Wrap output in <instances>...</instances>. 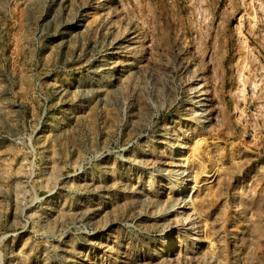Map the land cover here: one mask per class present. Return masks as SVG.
I'll return each instance as SVG.
<instances>
[{
	"label": "rangeland",
	"instance_id": "obj_1",
	"mask_svg": "<svg viewBox=\"0 0 264 264\" xmlns=\"http://www.w3.org/2000/svg\"><path fill=\"white\" fill-rule=\"evenodd\" d=\"M0 264H264V0H0Z\"/></svg>",
	"mask_w": 264,
	"mask_h": 264
},
{
	"label": "bare ground",
	"instance_id": "obj_2",
	"mask_svg": "<svg viewBox=\"0 0 264 264\" xmlns=\"http://www.w3.org/2000/svg\"><path fill=\"white\" fill-rule=\"evenodd\" d=\"M193 91V90H192ZM191 98V97H190ZM191 102V101H190ZM175 177V176H174ZM171 178H173V177H171ZM185 178V177H184ZM186 181V180H185ZM183 182V181H182ZM187 182V181H186ZM184 185V184H183ZM188 186V185H187ZM182 187H185V186H182ZM181 192V191H180ZM183 200V199H182ZM188 200V199H187ZM189 201V200H188ZM183 202H185V203H183V205H181V206H179V208H178V211H177V213H185V209H184V204H186V200L185 201H183ZM188 203V202H187ZM182 204V203H181ZM186 207V206H185ZM189 207H191V204H190V206H187L186 208H189Z\"/></svg>",
	"mask_w": 264,
	"mask_h": 264
}]
</instances>
